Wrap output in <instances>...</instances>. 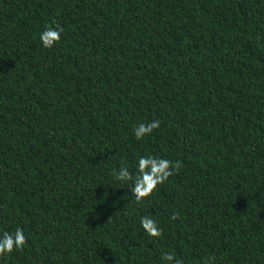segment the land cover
Returning <instances> with one entry per match:
<instances>
[{
	"label": "trees",
	"instance_id": "1",
	"mask_svg": "<svg viewBox=\"0 0 264 264\" xmlns=\"http://www.w3.org/2000/svg\"><path fill=\"white\" fill-rule=\"evenodd\" d=\"M148 154L172 174L137 202L116 176ZM18 226L0 264H264V0H0V233Z\"/></svg>",
	"mask_w": 264,
	"mask_h": 264
},
{
	"label": "clouds",
	"instance_id": "2",
	"mask_svg": "<svg viewBox=\"0 0 264 264\" xmlns=\"http://www.w3.org/2000/svg\"><path fill=\"white\" fill-rule=\"evenodd\" d=\"M63 28L57 26H46L39 33L41 46L45 49L52 48L61 40ZM160 126L158 120H152L148 123H140L134 127L133 135L137 140H141L149 136L153 130ZM135 175L130 172L126 166H121L118 169L116 178L120 181L131 182V194L137 202L148 197L158 185L164 183L165 180L172 174L173 163L168 159L158 158L151 154L142 155L134 162ZM179 165H175L178 167ZM177 213H173L172 220H176ZM139 227L147 237L160 238L162 229L158 222L150 216H143L139 220ZM26 243V236L23 228L16 227L15 231H4L0 233V255L10 254L14 250L21 249ZM164 264H182L175 252H164Z\"/></svg>",
	"mask_w": 264,
	"mask_h": 264
}]
</instances>
